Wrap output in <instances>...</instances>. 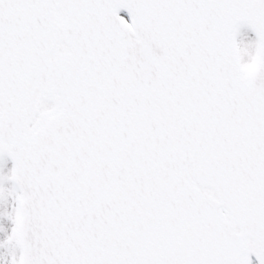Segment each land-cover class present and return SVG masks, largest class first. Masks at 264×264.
<instances>
[{
	"label": "snow or ice",
	"instance_id": "1",
	"mask_svg": "<svg viewBox=\"0 0 264 264\" xmlns=\"http://www.w3.org/2000/svg\"><path fill=\"white\" fill-rule=\"evenodd\" d=\"M9 197L10 264H264V0H0Z\"/></svg>",
	"mask_w": 264,
	"mask_h": 264
},
{
	"label": "rangeland",
	"instance_id": "2",
	"mask_svg": "<svg viewBox=\"0 0 264 264\" xmlns=\"http://www.w3.org/2000/svg\"><path fill=\"white\" fill-rule=\"evenodd\" d=\"M238 40H242L247 44L250 41H254L256 38L249 29L241 28L240 34L237 37ZM247 60V57H245ZM11 168V163L7 161L3 171L6 173ZM9 183H5V187H10ZM12 201L9 197L7 200L0 202V243L6 240L7 236L11 234L12 224L4 213H10L12 211ZM11 251L7 247H0V264H10Z\"/></svg>",
	"mask_w": 264,
	"mask_h": 264
}]
</instances>
